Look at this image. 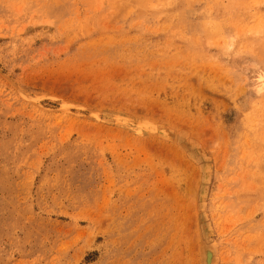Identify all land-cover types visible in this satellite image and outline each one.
<instances>
[{
    "label": "rangeland",
    "instance_id": "374dc122",
    "mask_svg": "<svg viewBox=\"0 0 264 264\" xmlns=\"http://www.w3.org/2000/svg\"><path fill=\"white\" fill-rule=\"evenodd\" d=\"M212 244L264 264V0H0V264Z\"/></svg>",
    "mask_w": 264,
    "mask_h": 264
},
{
    "label": "bare ground",
    "instance_id": "6f19581e",
    "mask_svg": "<svg viewBox=\"0 0 264 264\" xmlns=\"http://www.w3.org/2000/svg\"><path fill=\"white\" fill-rule=\"evenodd\" d=\"M193 154V153H192ZM199 157V156H198ZM196 201V200H195ZM209 226V225H208ZM198 235V234H197ZM206 236V235H205ZM198 237V236H197ZM200 238V237H199ZM200 240V239H199ZM202 240V239H201ZM206 240V239H205ZM201 242H204V240L203 241H201ZM200 242V243H201ZM208 242V241H207ZM204 244H206L205 242H204ZM208 244H209V242H208ZM203 248L202 249H204L203 250V252L204 253H206L207 251H206V249H207V245H201ZM204 246H206L205 248H204ZM210 246H212V249H215L214 250V255H210V258H207L208 257V254H203L204 256H202V253H200V257H201V260H202V257L204 258L205 257V262L203 263V264H210V260H211V264H216L217 263V258H218V256H217V249H216V246H214V244H212V245H210ZM215 247V248H214ZM200 249V248H199ZM201 252V251H200ZM207 253H209V249H208V252ZM212 253V252H211ZM210 254V253H209ZM199 261H200V259H199ZM203 262V261H202Z\"/></svg>",
    "mask_w": 264,
    "mask_h": 264
}]
</instances>
